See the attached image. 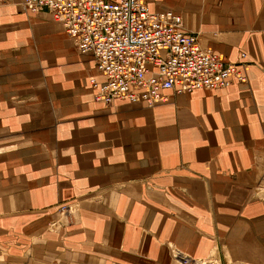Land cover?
<instances>
[{
  "label": "crops",
  "instance_id": "obj_1",
  "mask_svg": "<svg viewBox=\"0 0 264 264\" xmlns=\"http://www.w3.org/2000/svg\"><path fill=\"white\" fill-rule=\"evenodd\" d=\"M147 1L247 81L106 105L59 22L0 2V264H264V0Z\"/></svg>",
  "mask_w": 264,
  "mask_h": 264
},
{
  "label": "built area",
  "instance_id": "obj_2",
  "mask_svg": "<svg viewBox=\"0 0 264 264\" xmlns=\"http://www.w3.org/2000/svg\"><path fill=\"white\" fill-rule=\"evenodd\" d=\"M8 0H0L5 2ZM33 12L47 11L59 22L81 53L94 57L103 81L91 78L95 99L153 106L165 92L223 89L246 82L240 65L198 43L172 10L153 11L147 0H22ZM245 57V52L241 53ZM181 264L191 260L179 251Z\"/></svg>",
  "mask_w": 264,
  "mask_h": 264
},
{
  "label": "rangeland",
  "instance_id": "obj_3",
  "mask_svg": "<svg viewBox=\"0 0 264 264\" xmlns=\"http://www.w3.org/2000/svg\"><path fill=\"white\" fill-rule=\"evenodd\" d=\"M212 264H218L214 259L211 261ZM180 264V263H179Z\"/></svg>",
  "mask_w": 264,
  "mask_h": 264
}]
</instances>
